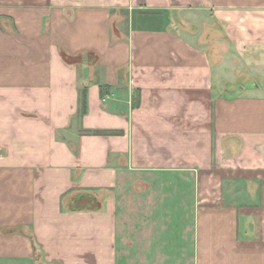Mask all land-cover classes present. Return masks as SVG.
<instances>
[{
  "label": "crops",
  "instance_id": "obj_1",
  "mask_svg": "<svg viewBox=\"0 0 264 264\" xmlns=\"http://www.w3.org/2000/svg\"><path fill=\"white\" fill-rule=\"evenodd\" d=\"M0 264H264V0H0Z\"/></svg>",
  "mask_w": 264,
  "mask_h": 264
},
{
  "label": "trees",
  "instance_id": "obj_2",
  "mask_svg": "<svg viewBox=\"0 0 264 264\" xmlns=\"http://www.w3.org/2000/svg\"><path fill=\"white\" fill-rule=\"evenodd\" d=\"M83 103L86 105L87 104V90L85 89L83 92Z\"/></svg>",
  "mask_w": 264,
  "mask_h": 264
}]
</instances>
